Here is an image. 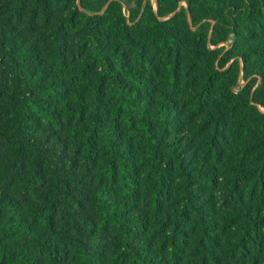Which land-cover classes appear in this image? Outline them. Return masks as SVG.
I'll return each mask as SVG.
<instances>
[{"label": "trees", "instance_id": "1", "mask_svg": "<svg viewBox=\"0 0 264 264\" xmlns=\"http://www.w3.org/2000/svg\"><path fill=\"white\" fill-rule=\"evenodd\" d=\"M155 4L0 0V264H264V0Z\"/></svg>", "mask_w": 264, "mask_h": 264}, {"label": "rangeland", "instance_id": "2", "mask_svg": "<svg viewBox=\"0 0 264 264\" xmlns=\"http://www.w3.org/2000/svg\"><path fill=\"white\" fill-rule=\"evenodd\" d=\"M73 1L74 3H78V0H71ZM123 4H124V9H123V14L124 16L126 17L127 15V11L125 10V8L127 7H133L134 6V0H120ZM151 3H152V9L153 11L156 10V4H155V0H150ZM182 6H184V3L181 4ZM3 28V22H2V19L0 18V36L3 35V31L1 30ZM191 30H194V28H191ZM207 49H209L210 51H213L215 48L214 47H209L207 46ZM239 84H242V79L239 78V81H238ZM215 93L213 94H210V98L212 101H214L215 103H217V105H220L221 101L223 100V96L222 95V89L220 87V84H218L215 88ZM207 111V110H205ZM218 190L222 189L220 187V185L216 188ZM208 192H212V190L210 188H208ZM259 197V193L257 190H254V193L253 195L251 194L247 200L245 201V207L248 208L251 212H250V216L253 217L255 220L257 219L258 215L259 217L261 218L263 215H260L258 214L257 211H263L264 210V202L261 201ZM241 224H248V222L246 221H240ZM263 231H264V228H263ZM258 242H259V239H256ZM245 261V260H244Z\"/></svg>", "mask_w": 264, "mask_h": 264}]
</instances>
